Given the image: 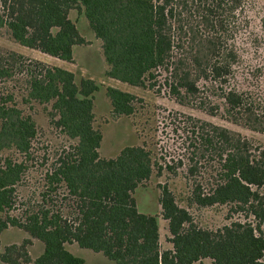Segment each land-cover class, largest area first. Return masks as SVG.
<instances>
[{
  "label": "trees",
  "instance_id": "obj_1",
  "mask_svg": "<svg viewBox=\"0 0 264 264\" xmlns=\"http://www.w3.org/2000/svg\"><path fill=\"white\" fill-rule=\"evenodd\" d=\"M245 6V0H0V29L20 47L69 63L73 48L84 43L69 17L78 10L101 42L105 76L148 90L162 85L178 105L264 135V89L232 83ZM24 61L0 48V237L21 229L41 244V253L32 260L27 240L0 244L1 264H84L67 249L71 244L114 264H264V147L186 118V163L178 160L177 167L185 166L192 182L187 206H226L230 221L216 229L197 226L166 185L158 214L140 213L135 191L152 175H176L173 162L156 158L145 143L100 157L99 86L61 67ZM105 96L113 118L135 114L132 94L108 87ZM20 102L43 107L49 127L69 146L44 172L38 200L29 201L22 219L12 214L14 201L40 129ZM200 169L210 172L206 179H198ZM60 193L70 200L64 208ZM159 218L166 222V250Z\"/></svg>",
  "mask_w": 264,
  "mask_h": 264
},
{
  "label": "rangeland",
  "instance_id": "obj_2",
  "mask_svg": "<svg viewBox=\"0 0 264 264\" xmlns=\"http://www.w3.org/2000/svg\"><path fill=\"white\" fill-rule=\"evenodd\" d=\"M245 15L247 24L238 36L236 48L239 54V64L236 69V82L238 87H248L250 84L256 90L264 89V0H245ZM70 19L77 26L84 43L73 48L72 62L65 63L53 59L37 51L28 50L8 40L3 30L0 29V48L20 54L24 57V65L40 61L44 64L61 67L72 72L77 79L88 78L93 80L99 89L94 93L95 127L102 131V142L99 155L103 158L115 157L119 151L128 146L146 144L159 160L173 162L177 168L176 175L166 171L160 176L152 175L151 178L141 185L134 193L137 209L146 215H156L159 212L158 198L160 186L166 185L173 192L176 202L180 207L188 208L186 197L192 187L191 180L187 178L186 168L177 167L178 160L186 163V138L188 117L199 121L212 123L216 126L226 128L232 132L239 133L249 140L253 146L264 147V135L248 130L242 126L233 125L220 117H213L195 109L194 107L178 105L168 94L167 89L159 82L158 90H148L139 87H131L119 83L105 76L107 66L105 64L101 42L95 38L88 28L84 15L75 9L69 11ZM247 79V80H245ZM245 80V81H244ZM115 88L135 96V114L129 117L110 115L109 101L105 96L106 88ZM19 107L26 113L32 115L39 127V138L34 143L33 156L28 162L29 170L25 175L22 185L17 190L15 198V209L12 214L22 219V210L26 208L29 201L38 200V193L43 186V175L57 159L58 153L68 150L67 142L56 134L50 127L43 107L35 104ZM162 162V161H160ZM200 180L206 179L210 174L208 170H199ZM205 182V181H202ZM58 196L57 204L64 208L68 201H62V195ZM197 226L216 229L228 224V207L214 206L211 208L198 209L188 208ZM232 219H240V215L232 214ZM231 219V220H232ZM160 247L162 250L170 248L167 242L168 232L166 222L159 218ZM27 240V253L33 260L41 253V244L28 237L21 229L8 228L0 237L2 249L6 246H19ZM67 249L76 256L82 257L84 264H114L104 256L92 253L85 249H79L75 244L67 246ZM1 264V263H0ZM33 264V263H29ZM197 264H211L206 259Z\"/></svg>",
  "mask_w": 264,
  "mask_h": 264
}]
</instances>
